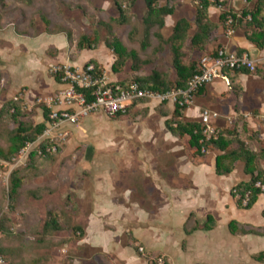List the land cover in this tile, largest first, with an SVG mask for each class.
Here are the masks:
<instances>
[{
    "label": "rangeland",
    "instance_id": "obj_1",
    "mask_svg": "<svg viewBox=\"0 0 264 264\" xmlns=\"http://www.w3.org/2000/svg\"><path fill=\"white\" fill-rule=\"evenodd\" d=\"M159 3L173 6V13L165 16L164 27L150 28L145 37L142 0H122L126 23L117 21L119 13L113 0H0V147L8 146V137L17 126V122L1 111L8 101L17 100L22 111L20 120L28 124L43 122L44 108H58L55 97L64 86L49 71L52 59L45 58L57 55V47L50 44L59 39L67 61L82 66L92 59L113 80L129 81L153 71L173 80L172 52L167 39L180 18L192 22L190 34L195 31L197 3L194 0H160ZM252 6L253 2L247 0H227L225 8L240 13ZM222 9L209 8L210 20L216 28L207 50H190L186 41L183 50L187 58L200 60L217 48H225L227 37L243 34L240 25L233 29L228 28L227 22L222 25L219 21ZM95 31L98 34L95 48L79 51L76 47L79 36ZM67 32H71L69 40ZM113 37L137 52V59L126 58L117 73L111 70L116 55L105 46V40ZM142 42L146 43L145 48L141 47ZM34 57L38 58L36 64H40L28 66L29 59ZM251 75H260L261 80L256 79L252 85L255 79L250 77L248 87L264 89V68ZM54 83L55 89L50 87ZM172 111L171 104L149 99L121 116L90 114L66 126V141L50 158H36L28 163V153L37 146L34 145L26 153L19 151L11 162L0 160V255L7 263L264 264L252 258L256 243L264 244L260 204L249 210L230 211L231 216L246 220L237 221L236 233L230 232L231 257L225 262L192 253L191 245L202 240L194 231L186 233L196 225L194 214L188 215L182 225L180 217L158 213L166 202L160 192L162 185L178 186L175 178L180 165L186 171L189 162L200 163L217 153L210 147L202 156H196L186 137L173 138L165 126ZM239 119L245 117L239 114L233 121ZM261 120L264 121L262 117ZM223 122L221 119L220 124ZM167 143L181 147L178 151L164 150ZM15 169L22 177V185L15 202H10L7 191L10 173ZM237 171L242 172L241 163L237 164ZM259 200H264V194ZM100 201L115 207L109 213L98 214ZM167 201L173 204L174 200ZM49 211L56 214L63 230H44ZM203 221L197 220L199 224ZM76 226L82 228V233ZM227 232V229L217 232L218 238L223 239ZM134 233L143 242L135 239ZM209 235L206 234L211 239ZM98 239L103 246L98 247ZM139 247L143 248L142 252ZM244 254L245 258L238 257ZM134 258L137 263L133 262Z\"/></svg>",
    "mask_w": 264,
    "mask_h": 264
},
{
    "label": "trees",
    "instance_id": "obj_2",
    "mask_svg": "<svg viewBox=\"0 0 264 264\" xmlns=\"http://www.w3.org/2000/svg\"><path fill=\"white\" fill-rule=\"evenodd\" d=\"M145 5V14L142 18V23L145 26V37L150 28L157 26L162 28L165 25V16L173 13V6L168 4L160 5V0H142ZM196 1L194 27L195 31L190 34L192 28V22L185 19H178L173 27L172 33L168 37V43L172 52V67L175 73L173 80L167 79L161 73L153 71L148 76L135 77L129 81H119L117 84L121 86H128L131 83H137L142 88H147L153 91H167L171 88L184 89L188 80L198 69L199 60L189 59L185 56L183 47L188 41V47L190 50L203 52L207 50V45L213 39L212 34L216 26L212 24L209 17L210 7H223L219 14V21L224 23L230 20L228 28H235L237 26L243 27L241 35H243L249 42L253 43L258 49L264 50V0H247L253 2L252 7L244 8L240 13L233 12L226 9L227 0H194ZM116 6L119 16L117 21L120 23L127 22V15H125L122 8V0H113ZM116 20V19H114ZM96 31L93 34H81L76 41V47L79 51L93 50L98 43ZM221 34L219 35V38ZM66 38L71 39V32L66 33ZM219 38L217 40L221 41ZM218 41V42H219ZM105 46L109 48L113 54L116 55V59L111 64V70L115 73L120 71L126 58L137 59V52L132 49H127L124 43L117 37L105 40ZM141 47L145 48L146 43L142 42ZM219 48L213 50L210 54H215ZM237 54L246 53L244 50H238ZM89 63L96 65L98 72H101L99 66L95 61L90 59ZM261 67L257 63L254 72H250L248 69H224L222 71L223 76L228 80V86L234 95H238L241 87L236 81L239 74H257ZM54 80L59 81V76L54 75ZM207 85V84H206ZM200 87L193 95L195 97L200 95L202 89L206 86ZM142 99L139 102L146 101ZM17 100H10L7 102L5 108H1L2 112L8 114L11 119L17 122V126L14 128L12 134L8 137V146L4 149L0 147V160L5 162H11L13 157L23 149L27 143L33 142L44 131L46 127L48 109L43 110V122L37 124H28L20 120L21 106H19ZM167 104V101L160 102ZM136 104V103H135ZM135 104L133 106H135ZM132 106V107H133ZM131 107V108H132ZM131 108L129 110H131ZM187 106H179L177 103L173 105V111L171 117L165 120L166 129L174 136L178 138H187L188 146L193 150L194 155L202 156L204 152L201 151L205 146L210 149L212 147L216 150L215 155V173L218 175L228 174L235 169L237 164H242V171L249 176L248 181H242L233 186L231 189V195L238 208L249 209L257 200L258 196L263 192L259 188L255 187L256 182L264 184V171L260 168V161L264 160V143L254 147L252 143L257 140L258 132H249L247 127V121L245 119H239L228 124L223 120L214 123V126L218 129L217 139L211 138L205 141L203 134L204 123L202 119H188L184 118L185 110ZM120 116V115H118ZM247 138V140L245 139ZM249 140L251 145H249ZM63 144V143H62ZM62 144L52 143L49 141H41L28 153V163H33L36 158H50L52 155L61 150ZM55 146V150L51 151V147ZM47 148L50 150L47 151ZM1 167V166H0ZM15 169L10 173L9 187L7 191V197L10 202H15L18 190L22 185V177ZM248 192V201L246 205H243V199ZM189 215H192L190 213ZM264 217V209L262 211ZM237 221L231 220L229 223V230L232 234L237 231ZM215 226V220L211 215H207L206 219L202 223H198L192 227L186 233L189 234L192 231L204 230L208 231ZM82 233V228L75 227ZM74 229V228H73ZM44 230L59 231L63 230L58 222L56 214L48 212V217L44 222ZM1 251V249H0ZM254 260L262 262L264 261V251H260L253 255ZM6 264V259L4 258ZM156 264V263H155Z\"/></svg>",
    "mask_w": 264,
    "mask_h": 264
},
{
    "label": "crops",
    "instance_id": "obj_3",
    "mask_svg": "<svg viewBox=\"0 0 264 264\" xmlns=\"http://www.w3.org/2000/svg\"><path fill=\"white\" fill-rule=\"evenodd\" d=\"M223 44L228 51H246L249 56L256 59L260 67L264 68V50L258 49L243 35L236 33L232 36H229L227 37V39H225ZM50 46L55 48L57 47L56 49L58 53L57 55H45V60L48 58L52 59V64L71 63L66 60L63 51L60 50L61 48H63V46H61L60 39L57 40L56 43L50 44ZM36 59L38 58L34 57L33 60L29 59L30 62H28V66H38L40 62L39 64H36ZM41 63H44V60H42ZM74 63H76L75 65H78L77 62H73V64ZM250 77L255 79L252 81V85H255L256 79L261 80L260 75L239 74L236 78V81L240 85L241 89L238 92V95H234V93L228 86V80L224 77L217 76L211 83L207 84L202 89L200 95L196 98L195 102H193V105L186 109L185 115L188 117H193L194 119H201V110L209 109L217 112L220 115V117H218L217 120L213 122L216 123L217 121H221V119L225 120L226 117L236 118L239 114H247V116H245V120L247 121L249 132L258 131L259 133L257 140H255L252 145L254 147H257L259 144L264 143V121L261 120V116H264V89L258 90V88H256L254 90H251L248 87ZM111 80L116 83L119 82L113 79ZM56 86L57 84L55 85L54 83L50 87L55 89L57 88ZM168 104H171L173 106L172 103ZM205 106L207 107L203 108ZM167 132L173 138H176L168 130ZM180 147L181 146L173 143L170 145L168 144V146H163L164 150L171 151H178ZM188 165H190V168L186 167V171L182 168V165H180V168H178L177 170L178 176H176L175 178V184L176 182L179 183L178 186L162 185L163 187L160 192L161 195H163L162 198L164 197L166 202L162 206H160L162 207V209L159 207V210H161L158 213L172 214L177 218L180 217L182 225L185 223L190 213H192V215L194 214L195 218L198 221H203L206 219L207 215H211L215 220V226L208 231H194L195 235L201 237L202 240H198L197 244L193 243L191 245V251L193 254L195 253V255H201L203 257L210 256L213 260L216 258V261L219 259L225 262V260H229L231 257V233L229 230V223L231 220L239 222L242 220H246L242 219V217L235 218L234 215H230V211L236 212L237 210H242L241 208H238L236 206L230 192L235 184L242 181H248L249 176L243 173V171L239 173L237 171V166L228 174H216L215 155L210 156L208 159L200 163L198 162V160H195V162L192 163L189 162ZM259 165L260 168L264 171V160L260 161ZM237 173L240 174L241 177L235 176L234 178L232 175H237ZM263 194L264 193L258 196L256 202L249 209H251L256 204H260V214L262 217V224L264 225V217L262 215V211L264 209V200H259V198ZM168 199L174 200L173 204H171V202L169 203V201H167ZM106 202L107 201L98 202V214H105L104 212L109 213V210L115 207V205L108 204ZM138 209L140 208L138 207ZM225 229L228 230L227 236L225 237V234H223V239L218 238L219 231H224ZM206 234H210L209 236H211V239L207 238ZM133 236L135 239L142 241L141 238H138L135 235V233L133 234ZM99 241L100 240L98 239V247L103 246ZM263 245L264 244L262 243H256L255 249L257 250L253 251L252 255L263 251ZM136 257L137 259H140L138 256ZM238 257L245 258L246 255H238ZM137 259L134 258L133 262L137 263ZM202 260L206 261L205 259ZM126 264H128V262H126Z\"/></svg>",
    "mask_w": 264,
    "mask_h": 264
},
{
    "label": "built area",
    "instance_id": "obj_4",
    "mask_svg": "<svg viewBox=\"0 0 264 264\" xmlns=\"http://www.w3.org/2000/svg\"><path fill=\"white\" fill-rule=\"evenodd\" d=\"M227 23H230L228 20ZM232 30L228 31L231 34ZM256 59L248 53L237 54L228 51L226 48H219L215 54L204 55L199 60L198 69L188 80L184 89L171 88L167 91H153L140 87L137 83L128 86H121L112 81L105 73L98 72L93 63L75 65L73 63L53 64L49 71L54 76H59V83L64 87L56 95L57 109L49 110L47 114L46 127L44 131L33 142L27 143L20 150L21 154L28 152L31 146L37 145L41 141L62 144L66 141L68 132L65 128L74 125L84 117L103 113L110 117L123 115L142 99L155 100L158 103L167 101L173 105L190 107L193 102V95L203 85L211 83L217 76H223L224 69H243L250 72L255 71ZM225 78V77H224ZM243 117L247 114H243ZM200 117L204 123L203 134L205 141L211 138L217 139L218 129L214 126V121L220 115L209 109H202ZM264 119V116H261ZM233 117H226L228 124L233 122ZM50 149L47 148V151ZM55 146L51 147V151ZM209 148L203 146L201 151L207 152ZM255 187L264 193V184L256 182ZM248 192L243 199V205L247 204ZM139 251H143L139 247ZM0 264H6L4 257L0 255ZM156 264H162L157 262Z\"/></svg>",
    "mask_w": 264,
    "mask_h": 264
}]
</instances>
